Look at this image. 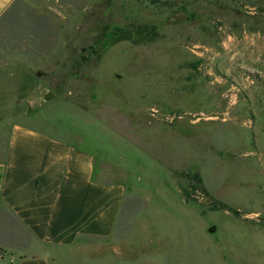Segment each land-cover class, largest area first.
<instances>
[{
  "label": "rangeland",
  "instance_id": "obj_1",
  "mask_svg": "<svg viewBox=\"0 0 264 264\" xmlns=\"http://www.w3.org/2000/svg\"><path fill=\"white\" fill-rule=\"evenodd\" d=\"M28 3L0 19V158L12 122L92 150L125 190L112 264H264V0Z\"/></svg>",
  "mask_w": 264,
  "mask_h": 264
},
{
  "label": "crops",
  "instance_id": "obj_2",
  "mask_svg": "<svg viewBox=\"0 0 264 264\" xmlns=\"http://www.w3.org/2000/svg\"><path fill=\"white\" fill-rule=\"evenodd\" d=\"M28 1L0 0V19ZM104 164L85 144L12 122L0 158V264L121 263L127 239H112L125 190Z\"/></svg>",
  "mask_w": 264,
  "mask_h": 264
},
{
  "label": "trees",
  "instance_id": "obj_3",
  "mask_svg": "<svg viewBox=\"0 0 264 264\" xmlns=\"http://www.w3.org/2000/svg\"><path fill=\"white\" fill-rule=\"evenodd\" d=\"M123 38H129V35H124V37ZM184 195H185V197L187 198V199H189L190 198V193L187 191V190H185V192H184ZM220 205H216V204H214L213 205V209H218V208H224V209H226V208H229V207H227L225 204H223V203H219ZM1 251V250H0Z\"/></svg>",
  "mask_w": 264,
  "mask_h": 264
}]
</instances>
